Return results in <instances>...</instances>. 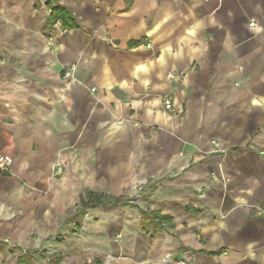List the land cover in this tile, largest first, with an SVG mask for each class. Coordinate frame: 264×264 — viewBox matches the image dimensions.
<instances>
[{"label":"crops","instance_id":"0c3cea01","mask_svg":"<svg viewBox=\"0 0 264 264\" xmlns=\"http://www.w3.org/2000/svg\"><path fill=\"white\" fill-rule=\"evenodd\" d=\"M48 1L0 0V264H264V0Z\"/></svg>","mask_w":264,"mask_h":264},{"label":"trees","instance_id":"16d2710c","mask_svg":"<svg viewBox=\"0 0 264 264\" xmlns=\"http://www.w3.org/2000/svg\"><path fill=\"white\" fill-rule=\"evenodd\" d=\"M57 0H49L47 2V7L51 10L50 17L47 21V25L52 27L56 22H60L65 29L74 28L76 25L71 13L60 6H55ZM128 205L129 200H126L124 197H110L104 193H98L95 191L87 190L84 195L81 196V201L79 208L81 211H84L89 208H96L106 205ZM153 220L156 222V227L159 229H166L167 222L169 221L168 217L159 216L155 213L144 212L143 221ZM41 255L37 251L26 252L19 261V264H34L36 258H40ZM49 264H57L54 261H51Z\"/></svg>","mask_w":264,"mask_h":264},{"label":"built area","instance_id":"2783aa9c","mask_svg":"<svg viewBox=\"0 0 264 264\" xmlns=\"http://www.w3.org/2000/svg\"><path fill=\"white\" fill-rule=\"evenodd\" d=\"M206 1H209V0H206ZM250 25L252 27L256 26V21L254 19H252L251 22H250ZM147 47L151 48V45L148 44ZM74 69L75 68H70V70L66 71V74H65L66 78H68V79H73L74 78L75 79L74 72H73ZM164 104H165V107L167 109H170L171 106H172L171 98L170 97L165 98ZM213 143H214V145L216 147H219L217 142H213ZM58 169H60V167ZM10 171H11V162H10V160L4 155H0V174L6 175V174L10 173ZM173 264H188V263L185 262V261H176Z\"/></svg>","mask_w":264,"mask_h":264},{"label":"rangeland","instance_id":"374dc122","mask_svg":"<svg viewBox=\"0 0 264 264\" xmlns=\"http://www.w3.org/2000/svg\"><path fill=\"white\" fill-rule=\"evenodd\" d=\"M76 222V220H74V223ZM78 224V223H77ZM76 227V225H74V228ZM60 238H61V240H64V236H62V235H60ZM14 253L15 254H13V258L17 255V252H15V250H14ZM6 255V254H5ZM8 257H10V256H8ZM11 258V257H10ZM12 261H9L7 264H14V262H12Z\"/></svg>","mask_w":264,"mask_h":264}]
</instances>
